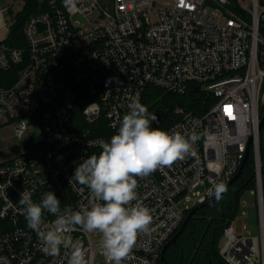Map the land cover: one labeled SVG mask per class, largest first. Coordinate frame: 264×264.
<instances>
[{"label": "built area", "instance_id": "1", "mask_svg": "<svg viewBox=\"0 0 264 264\" xmlns=\"http://www.w3.org/2000/svg\"><path fill=\"white\" fill-rule=\"evenodd\" d=\"M36 1L40 11L23 25L25 46L6 39L26 0L2 7L7 33L0 32V68L17 66V76L0 85V126H13L18 152L0 161V264H67L64 249L59 256L41 250L20 194L32 191L39 202L51 191L62 210L90 207V191L69 183L75 167L101 151L99 141L110 139L127 105L137 97L141 102L149 84L179 95L202 92L203 112L175 104L164 120L156 110L152 124L169 120L165 131L203 135L195 156L137 177L138 198L153 221L123 264H157L187 211L214 197L210 179L227 183L239 170L251 138L258 233L237 231L233 219L218 247L228 264H264V0H78L72 12L58 0ZM80 100L82 122L72 126ZM192 198L193 207L180 208ZM44 219L51 226L54 216L45 212ZM71 235L84 244L89 264H100L101 241L78 228Z\"/></svg>", "mask_w": 264, "mask_h": 264}, {"label": "clouds", "instance_id": "2", "mask_svg": "<svg viewBox=\"0 0 264 264\" xmlns=\"http://www.w3.org/2000/svg\"><path fill=\"white\" fill-rule=\"evenodd\" d=\"M77 2L62 0L69 12L76 10ZM127 108L117 131L107 142L99 141L101 151L78 163L69 180L73 187L85 186L90 191L94 197L90 207L62 210L60 200L51 191L44 192L39 202H34L32 191L20 194L27 226L38 236L45 254L59 256L64 249L69 255L67 264H89L84 244L71 235L78 228L100 235L107 264H123L138 235L149 233L153 221L151 210L138 198L137 177L150 176L196 155L194 145L203 134L192 132L186 137L178 131L152 127L157 116L138 97ZM210 183L209 195L219 202L227 185L222 180L210 179ZM45 212L54 216L51 226L45 223Z\"/></svg>", "mask_w": 264, "mask_h": 264}, {"label": "trees", "instance_id": "3", "mask_svg": "<svg viewBox=\"0 0 264 264\" xmlns=\"http://www.w3.org/2000/svg\"><path fill=\"white\" fill-rule=\"evenodd\" d=\"M58 1L63 5L62 0ZM40 6L36 0H26L25 7L18 13L15 23L10 26L11 30L6 39L9 45H26L23 33L25 18L29 13L40 11ZM16 70L17 66L9 70L0 68V85L11 84L16 79ZM204 97V94L200 91L189 90L185 94L179 95L149 84L145 88L141 103L150 112L163 108L170 111L175 104H181L187 109L192 107L199 114L206 108V104L203 102ZM84 104L85 101L83 100L77 102L73 118L69 122L72 126L82 122ZM168 124L169 120L160 125L152 124L151 126L163 130ZM94 133L97 134L98 131L95 130ZM260 146L262 170L264 171V145L262 138ZM250 183L256 185L255 161L252 151L241 171L240 177L227 187V192L223 195V198L219 202L215 200L211 204L199 206L184 226V220L182 221L174 233H178L176 242L169 244L164 253V258H162L161 254L157 264H228L219 253V240L225 227L234 219L240 193ZM190 210L187 211L186 215ZM4 227L5 221L0 218V231Z\"/></svg>", "mask_w": 264, "mask_h": 264}, {"label": "rangeland", "instance_id": "4", "mask_svg": "<svg viewBox=\"0 0 264 264\" xmlns=\"http://www.w3.org/2000/svg\"><path fill=\"white\" fill-rule=\"evenodd\" d=\"M13 0H0V10L2 6L11 4ZM158 2H163L164 0H157ZM19 4L15 3L14 8H18ZM10 19H13L12 13L9 14ZM4 23L3 19L0 16V26ZM7 33L6 27H2L1 34L2 36ZM150 113L155 114V111H151ZM261 138L264 145V128L261 129ZM18 139L13 133V126L11 124H5L0 126V161H4L6 159L13 158L17 152ZM256 185L254 183H250L245 187L239 196L238 208L236 210V214L234 216V225L237 228V231H245L248 235H254L258 233V213L256 207ZM205 189L204 185H200L196 187V190L203 192ZM194 198L192 199H184L181 203H179L180 208L185 209L187 206H194ZM246 226L244 227V225ZM93 240L101 241L100 235L98 233H90ZM220 241V240H219ZM97 262L100 264H107L103 254L97 250L96 251Z\"/></svg>", "mask_w": 264, "mask_h": 264}, {"label": "water", "instance_id": "5", "mask_svg": "<svg viewBox=\"0 0 264 264\" xmlns=\"http://www.w3.org/2000/svg\"><path fill=\"white\" fill-rule=\"evenodd\" d=\"M157 115H158V117H159L160 119L164 120V119L167 117V115H168V110H166V109H164V108H163V109H157ZM263 126H264V114H262V118H261L260 123H259V129L261 130V129L263 128ZM31 142H32V138H28V140L26 141V145L29 146V145L31 144ZM250 142H252V138H251L250 141H249V145H248V148H247V150H246L245 157H244V160H243V163H242L241 167H240L239 170L236 172V174L231 178V180L228 181V182L226 183L227 187H228L230 184H232L235 180H237V179L240 177V175H241V171L243 170V167L245 166L246 161H247L248 158H249V146H250V144H251ZM214 201H215V198L213 197L212 199H210V201L208 200V201H206V202H204V203H201V204L195 205V206L189 211V213L185 216V219H184V221H183V226H184V224L186 223V221H187L188 219H190V217L194 214V212L196 211V209H197L199 206H201V205H208V204L213 203ZM177 236H178V233L174 234V235L172 236V238H171V239H170V240L164 245V247H163V249H162V258H164V253H165L167 247L169 246V244H172V243H175V242H176Z\"/></svg>", "mask_w": 264, "mask_h": 264}, {"label": "crops", "instance_id": "6", "mask_svg": "<svg viewBox=\"0 0 264 264\" xmlns=\"http://www.w3.org/2000/svg\"><path fill=\"white\" fill-rule=\"evenodd\" d=\"M2 7H3V6H2ZM0 16H1V18L3 19V21H4V14H3V12H2V8H1V10H0ZM3 24H4V23H3ZM3 24L0 26V32H1L2 27H4Z\"/></svg>", "mask_w": 264, "mask_h": 264}]
</instances>
